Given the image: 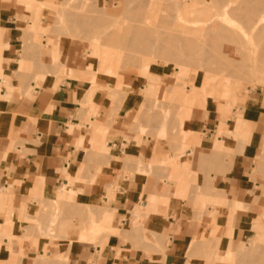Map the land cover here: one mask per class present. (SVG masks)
Returning <instances> with one entry per match:
<instances>
[{"label": "crops", "instance_id": "crops-1", "mask_svg": "<svg viewBox=\"0 0 264 264\" xmlns=\"http://www.w3.org/2000/svg\"><path fill=\"white\" fill-rule=\"evenodd\" d=\"M56 2L0 0V264H229L222 255L247 247L264 212V92L234 120L208 102L194 108L182 125L194 145L181 166L162 168L179 145L134 130L138 76L57 81L56 48L32 32L52 22ZM62 185L107 212L114 232L97 242L37 235L47 233L38 206L59 201ZM220 201L244 207L228 216Z\"/></svg>", "mask_w": 264, "mask_h": 264}, {"label": "rangeland", "instance_id": "rangeland-1", "mask_svg": "<svg viewBox=\"0 0 264 264\" xmlns=\"http://www.w3.org/2000/svg\"><path fill=\"white\" fill-rule=\"evenodd\" d=\"M226 1L57 0L55 4L49 5L53 10L52 22L32 32L41 48L42 41L45 40L47 44L60 49V52L56 49L53 51L55 67L53 66L52 72L57 75V81L70 76L85 78L94 84L98 75L138 76L144 84L139 91L142 100L137 110L134 130L158 140L167 139L174 144L178 143L175 158L160 163L162 168L174 171L181 166L180 159L185 157V150L194 145L189 139L191 134L182 130L183 122L191 118L194 108H204L208 102L209 106L215 108L220 119L234 120L250 95L264 92V81L258 82L243 71H237L234 63L221 54L222 48L234 47L236 43L243 42L238 31L234 36L209 37L208 41L207 35L205 36L208 31L203 28L202 22L196 24L186 21L205 20ZM247 1L250 5L257 3V0ZM191 9L195 11L194 14L188 12ZM245 10L244 7L243 11ZM241 14L234 11L229 15L231 18L227 15L223 19H232L226 25L238 24L241 23ZM178 15L183 18L179 19ZM174 20H178L177 23ZM224 20L222 22L226 23ZM180 22H183L182 25ZM181 26L188 31L186 35L196 43L195 47L170 40V36L175 35ZM203 40H206L205 52L213 56V59L200 56L197 43ZM214 42L218 47L215 45L216 48H213L211 43ZM159 72L168 74L166 84L161 87ZM261 72H264V66L261 67ZM39 77L41 81L42 76ZM109 91L114 92L113 89ZM238 135L242 139L246 138L244 134ZM187 163L188 160L183 165ZM175 179L184 183L195 182L194 176L190 174L179 173ZM59 190H64L65 194L59 201L46 205L40 203L38 206L36 215L40 222L35 224L38 228L44 226L47 233L37 235L66 238L74 232H80L79 238L85 237L97 242L98 237L114 232L103 222L102 216L107 212L98 216L97 208L83 206L74 200L75 192L71 189L66 190L62 185ZM220 203L228 209V216L237 208L244 207L239 202H234L231 206L221 201ZM204 204L202 207H205ZM253 229L257 235L248 242L247 247L242 244L238 252H227L221 258L228 259L226 261L229 264H264V212L256 220Z\"/></svg>", "mask_w": 264, "mask_h": 264}, {"label": "bare ground", "instance_id": "bare-ground-1", "mask_svg": "<svg viewBox=\"0 0 264 264\" xmlns=\"http://www.w3.org/2000/svg\"><path fill=\"white\" fill-rule=\"evenodd\" d=\"M210 2H211V0H210ZM155 7H157V6H155ZM244 7L246 8L245 11H243ZM234 11H239L242 13L241 14L242 15L241 20L239 21L241 23L237 22L238 24L235 23L234 25H232L233 23L232 24L230 23L231 25H229V24L226 25L229 21L232 20V19L231 20L229 19V18H231V16H229V15H231V13ZM188 12L194 14L195 11L191 9ZM227 15L229 16V18H228L229 20L225 19L226 20L225 21L223 18L228 17ZM153 18H155V16ZM178 18L182 19L183 16L178 15ZM176 19H177V17H176ZM223 20L226 23L222 22ZM177 21H175V23H177ZM186 21L187 22L189 21L190 23L202 22L203 28L207 29V31H208V33L205 34V36L207 35V37H208V41H209V37H211V38L231 37V36L236 35V33L238 31L241 35V38L243 39V42H240L239 44L234 43L235 44L234 47L227 46V47L222 48L221 49L222 50V53H221L222 56L229 58L230 61H232L234 63V65L238 68L237 71L238 70L243 71L245 74H248V75L252 76L253 78H255L258 82L264 81V72H261V67L264 66V0H257V3L253 4V5H250V3L248 4L247 0H244L242 2H238L236 0H227L225 3H223L221 8L218 9L217 12H215L212 16L208 17L207 19L201 20V21L200 20H194V19H192V20L186 19ZM187 22H185V23H187ZM182 23L180 22L181 25H182ZM177 26H179V25H177ZM199 26H200V24H199ZM196 28H197V26H196ZM194 31L195 30H193V32ZM187 32L188 31H186L185 28L183 26H181V29H179V31L177 33H175V35L170 36V40L177 41V42H183L187 46L195 47L196 43L193 42L192 40H190V38L186 35ZM202 32H204V31H202ZM202 32H201V34H204ZM190 33H192V30L190 31ZM190 33H188V34H190ZM199 34L200 33H198V36H200ZM94 38H96V37H94ZM204 39H205V37H204ZM255 39H256V41H255ZM257 39H259V40H257ZM104 44L105 43H103V45ZM197 44L199 45V48L201 51L200 56H208V57H211L213 59V56H209L207 54V52H205L206 49L204 48V46L206 45V40H203L202 42H199ZM211 45H213V48H214L215 45L217 46L218 44H215V42H214V43H211ZM225 45H223V46H225ZM106 47H107V45H106ZM209 49H211V48H209ZM207 51H209V50H207ZM239 51L241 53H239ZM210 54H212V53H210ZM144 66H145V64H144ZM79 239L80 240H88V238H85V237H81Z\"/></svg>", "mask_w": 264, "mask_h": 264}]
</instances>
